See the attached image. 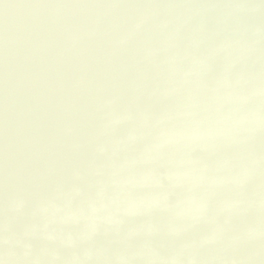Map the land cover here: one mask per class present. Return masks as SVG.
<instances>
[{
	"label": "water",
	"instance_id": "water-1",
	"mask_svg": "<svg viewBox=\"0 0 264 264\" xmlns=\"http://www.w3.org/2000/svg\"><path fill=\"white\" fill-rule=\"evenodd\" d=\"M0 264H264V0H0Z\"/></svg>",
	"mask_w": 264,
	"mask_h": 264
}]
</instances>
